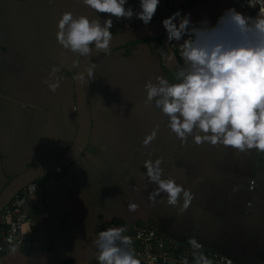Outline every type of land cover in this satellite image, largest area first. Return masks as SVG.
<instances>
[{
    "label": "crops",
    "instance_id": "crops-1",
    "mask_svg": "<svg viewBox=\"0 0 264 264\" xmlns=\"http://www.w3.org/2000/svg\"><path fill=\"white\" fill-rule=\"evenodd\" d=\"M199 1L160 0L152 19ZM139 2L127 0L125 7L140 11ZM65 11L100 17L101 23L109 18L80 0H0V193L20 173L63 154L77 133L72 61L79 57L55 39ZM218 17L207 21L215 25ZM111 18L112 35L143 24L135 17ZM169 47L165 37L98 59L90 84L88 147L63 171L34 183L32 222L23 228L29 253L8 247L3 264H97L93 240L100 231L123 226L132 238L142 225L182 253L194 250L188 243L194 237L201 248L236 264H264V152L196 145L191 136L182 143L167 128V118L145 105L147 80L173 78L163 57ZM171 52L182 65L175 42ZM52 67L61 78L55 93L42 83ZM154 123L161 125L157 139L145 148L142 140ZM148 152L151 159L163 157L164 178L194 195L186 211L168 205L163 193L149 198L156 185L142 175ZM253 179L257 187L250 193ZM129 203L138 205L136 211Z\"/></svg>",
    "mask_w": 264,
    "mask_h": 264
},
{
    "label": "clouds",
    "instance_id": "clouds-1",
    "mask_svg": "<svg viewBox=\"0 0 264 264\" xmlns=\"http://www.w3.org/2000/svg\"><path fill=\"white\" fill-rule=\"evenodd\" d=\"M97 13L109 14L89 19L62 12L57 20L55 39L63 50L79 58H89L93 50L110 54L113 39V19H139L150 24L160 0H140V11L125 7L127 0H80ZM169 51L163 53L165 63L172 66L173 78L156 75L144 84L145 105H152L167 118V128L182 143L188 137L196 145L209 144L232 148L237 152H264V17H250L228 8L215 25L207 20L193 23L190 14L177 10L162 21ZM175 42L182 65L175 60L171 45ZM61 55H65L62 51ZM73 59L72 68H79L80 59ZM95 63L86 67L88 80L93 79ZM58 69L52 67L42 83L55 93L60 86ZM76 79L84 82V73ZM161 125L154 123L145 134L146 148L157 139ZM143 161L146 176L156 188L149 198L155 201L161 193L166 202L179 211H186L194 195L174 178H164L163 157L151 159V152ZM130 211L138 205L129 203ZM123 226L100 231L93 240L97 264H140L132 248V238L125 235ZM194 250L202 246L192 237L188 240ZM195 264H212L198 251Z\"/></svg>",
    "mask_w": 264,
    "mask_h": 264
},
{
    "label": "water",
    "instance_id": "water-1",
    "mask_svg": "<svg viewBox=\"0 0 264 264\" xmlns=\"http://www.w3.org/2000/svg\"><path fill=\"white\" fill-rule=\"evenodd\" d=\"M228 8H235L238 12L249 16L229 0H201L194 4H185L182 8L172 9L169 13L161 16L158 19H152L148 25H140L120 33L113 34V39L110 42L111 52L125 47L136 46L143 43H152L160 38L166 37L165 29L162 27L161 21L169 17L172 13L179 10L181 15L188 13L193 23L199 24L203 20H209L214 17L220 16L224 10ZM110 52V53H111ZM104 53H98L93 50L89 58H79L80 66L75 68L73 78V91H74V106H75V119L74 122L77 126V133L73 138L70 147L60 156L42 163L35 167H30L24 172L20 173L12 180H10L5 188L0 193V212L9 204L11 199L29 184H34L52 175L63 171L70 164L74 163L81 154L86 151L88 147L90 129H91V114H90V84L88 80L85 67L90 63L98 62V59L103 57ZM78 72L84 73V82L81 83L76 79ZM20 103V102H18ZM21 104V103H20ZM30 243L24 241L21 245V251L28 254L30 250ZM216 251V250H214ZM218 252V251H216ZM220 253V252H218ZM222 254V253H220ZM223 256L235 261L224 254ZM236 264V263H235Z\"/></svg>",
    "mask_w": 264,
    "mask_h": 264
},
{
    "label": "built area",
    "instance_id": "built-area-1",
    "mask_svg": "<svg viewBox=\"0 0 264 264\" xmlns=\"http://www.w3.org/2000/svg\"><path fill=\"white\" fill-rule=\"evenodd\" d=\"M250 17H264V0H229ZM250 180L249 190L255 187ZM36 193L35 184H29L17 193L0 212V264L8 247H20L24 242L23 228L32 222L28 209L30 198ZM134 252L140 264H195L194 254L198 251L205 255L212 264H235L222 254L206 248L182 253L173 244L164 241L161 235L148 225L133 229Z\"/></svg>",
    "mask_w": 264,
    "mask_h": 264
},
{
    "label": "flooded vegetation",
    "instance_id": "flooded-vegetation-1",
    "mask_svg": "<svg viewBox=\"0 0 264 264\" xmlns=\"http://www.w3.org/2000/svg\"><path fill=\"white\" fill-rule=\"evenodd\" d=\"M129 50H130V49H129ZM129 50H128V51H129ZM253 180H254V179H253ZM254 181H255V180H254ZM249 182H250V181H249ZM255 184H256V185H255V187H254V189H253L252 191L249 190V186H248V191H249L250 193H253V192L256 190V187H257V183H256V181H255ZM248 185H249V183H248ZM246 205L249 207L251 204H250V202H248ZM29 212H30V211H29ZM30 215H31V214H30Z\"/></svg>",
    "mask_w": 264,
    "mask_h": 264
},
{
    "label": "trees",
    "instance_id": "trees-1",
    "mask_svg": "<svg viewBox=\"0 0 264 264\" xmlns=\"http://www.w3.org/2000/svg\"><path fill=\"white\" fill-rule=\"evenodd\" d=\"M61 264H70V263H61Z\"/></svg>",
    "mask_w": 264,
    "mask_h": 264
}]
</instances>
